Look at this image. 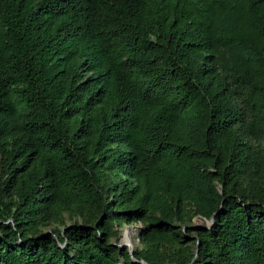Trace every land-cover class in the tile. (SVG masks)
<instances>
[{"label": "trees", "instance_id": "16d2710c", "mask_svg": "<svg viewBox=\"0 0 264 264\" xmlns=\"http://www.w3.org/2000/svg\"><path fill=\"white\" fill-rule=\"evenodd\" d=\"M142 262L264 264V0H0V264Z\"/></svg>", "mask_w": 264, "mask_h": 264}, {"label": "rangeland", "instance_id": "374dc122", "mask_svg": "<svg viewBox=\"0 0 264 264\" xmlns=\"http://www.w3.org/2000/svg\"><path fill=\"white\" fill-rule=\"evenodd\" d=\"M200 225V226H208L209 223L203 221L202 219H194L193 226ZM140 225H132V226H125L123 228L122 232V239L125 237V243L129 242L133 245V250L136 247H140L139 245V230H136L135 228L139 227ZM128 233L129 240L126 241V234ZM125 235V236H124ZM121 239V240H122Z\"/></svg>", "mask_w": 264, "mask_h": 264}, {"label": "water", "instance_id": "95a60500", "mask_svg": "<svg viewBox=\"0 0 264 264\" xmlns=\"http://www.w3.org/2000/svg\"><path fill=\"white\" fill-rule=\"evenodd\" d=\"M196 219H200V218H196ZM209 225L207 228H210V226L213 224V221L211 222H208ZM193 228H204L203 226H200V225H196L194 226ZM136 230H139V232H141L142 230V225H140L139 227L135 228ZM125 236V235H124ZM117 247L119 248H124V247H127L129 248L130 250V253L132 254L133 253V245L129 242L125 243V237L121 240V243L120 244H115ZM142 264H145L144 262H142Z\"/></svg>", "mask_w": 264, "mask_h": 264}, {"label": "bare ground", "instance_id": "6f19581e", "mask_svg": "<svg viewBox=\"0 0 264 264\" xmlns=\"http://www.w3.org/2000/svg\"><path fill=\"white\" fill-rule=\"evenodd\" d=\"M129 240V236H128V233L126 234V241Z\"/></svg>", "mask_w": 264, "mask_h": 264}]
</instances>
